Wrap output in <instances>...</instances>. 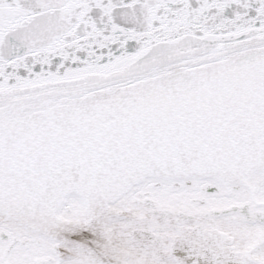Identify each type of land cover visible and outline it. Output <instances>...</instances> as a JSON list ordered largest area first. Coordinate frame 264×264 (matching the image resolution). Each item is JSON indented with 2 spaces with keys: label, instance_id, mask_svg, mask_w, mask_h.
I'll list each match as a JSON object with an SVG mask.
<instances>
[{
  "label": "snow or ice",
  "instance_id": "obj_1",
  "mask_svg": "<svg viewBox=\"0 0 264 264\" xmlns=\"http://www.w3.org/2000/svg\"><path fill=\"white\" fill-rule=\"evenodd\" d=\"M0 264H264V0H0Z\"/></svg>",
  "mask_w": 264,
  "mask_h": 264
}]
</instances>
